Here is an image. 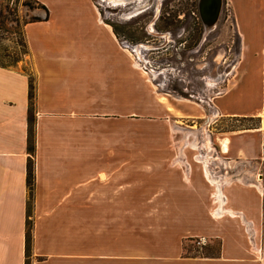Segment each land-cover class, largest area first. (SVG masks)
<instances>
[{
	"label": "crops",
	"instance_id": "1",
	"mask_svg": "<svg viewBox=\"0 0 264 264\" xmlns=\"http://www.w3.org/2000/svg\"><path fill=\"white\" fill-rule=\"evenodd\" d=\"M37 1L34 155L30 77L0 65V264H26L28 218L30 264H264V92L216 96L213 116L161 91L94 0ZM222 117L257 123L198 137ZM191 238L219 256L184 255Z\"/></svg>",
	"mask_w": 264,
	"mask_h": 264
},
{
	"label": "rangeland",
	"instance_id": "2",
	"mask_svg": "<svg viewBox=\"0 0 264 264\" xmlns=\"http://www.w3.org/2000/svg\"><path fill=\"white\" fill-rule=\"evenodd\" d=\"M94 2L121 42L124 38L140 42L132 45V54L164 93L198 102L215 116L209 101L212 104L216 96L228 94L231 100L237 95L242 99L253 95L255 99L264 92L263 56L259 49L264 38V0H224L220 17L209 32L200 16L199 0H124L122 5L110 0ZM143 8L147 10L135 17ZM39 13L44 15L45 11L37 0H0V64L24 71L32 83L34 70L24 26L40 17ZM256 123L252 117H222L207 129L202 121L196 134L208 137L211 145V137L225 138L233 129ZM198 148L203 151L199 144ZM132 212L137 215L139 210Z\"/></svg>",
	"mask_w": 264,
	"mask_h": 264
},
{
	"label": "trees",
	"instance_id": "3",
	"mask_svg": "<svg viewBox=\"0 0 264 264\" xmlns=\"http://www.w3.org/2000/svg\"><path fill=\"white\" fill-rule=\"evenodd\" d=\"M43 7L46 9L47 13L48 9L46 6L43 5ZM35 20H41L40 17L34 18L32 21ZM27 23V22H26ZM112 25V24H111ZM116 34L118 33L116 29L114 28ZM1 65V64H0ZM4 66V65H3ZM28 119H29V135H28V149L29 151L34 155L36 151V131H35V115H34V85L30 79V106H29V111H28ZM244 120L249 119L251 117H242ZM34 161L32 158L29 159L28 161V185L30 188V194L32 193L33 190V183H34ZM32 195V194H31ZM30 212V209H29ZM31 229H32V222L28 218L27 221V240H26V255H27V261L26 264H30V256H31V243H32V234H31ZM196 240L197 239H188L185 240L184 242V255L186 256H219L220 254V241H218L217 246H212L210 248L216 250L217 252H205V253H198V254H191L190 252H197L199 250V246L196 245ZM206 247H204L205 249Z\"/></svg>",
	"mask_w": 264,
	"mask_h": 264
},
{
	"label": "water",
	"instance_id": "4",
	"mask_svg": "<svg viewBox=\"0 0 264 264\" xmlns=\"http://www.w3.org/2000/svg\"><path fill=\"white\" fill-rule=\"evenodd\" d=\"M223 0H200V14L205 24L214 25L219 18Z\"/></svg>",
	"mask_w": 264,
	"mask_h": 264
},
{
	"label": "flooded vegetation",
	"instance_id": "5",
	"mask_svg": "<svg viewBox=\"0 0 264 264\" xmlns=\"http://www.w3.org/2000/svg\"><path fill=\"white\" fill-rule=\"evenodd\" d=\"M223 3H224V0H223ZM223 3H222V7H223ZM199 5H200V0H199ZM145 10H147V9H145V8H143L140 12H138L136 15H135V17H137L141 12H143V11H145ZM221 10H222V8H221ZM199 12H200V9H199ZM221 13V12H220ZM160 15H161V11H160V13H159V15H158V17H160ZM200 16H201V14H200ZM219 17H220V15H219ZM201 19H202V17H201ZM219 19V18H218ZM130 20V19H129ZM202 21H203V19H202ZM204 22V21H203ZM217 23V22H216ZM215 23V24H216ZM205 24V23H204ZM215 24H214V26H215ZM205 26H206V24H205ZM160 34V33H159ZM170 34H171V32H170ZM161 36H164V35H162L161 34ZM125 40V42L127 43V49L132 53V52H135V50H134V47H132V45H137V44H139L140 42H136V43H134V42H132V41H130L129 39H127V38H124ZM148 44V43H147ZM150 45V44H149ZM153 48V47H152ZM151 48V49H152ZM139 56H137L136 58H138Z\"/></svg>",
	"mask_w": 264,
	"mask_h": 264
},
{
	"label": "bare ground",
	"instance_id": "6",
	"mask_svg": "<svg viewBox=\"0 0 264 264\" xmlns=\"http://www.w3.org/2000/svg\"><path fill=\"white\" fill-rule=\"evenodd\" d=\"M110 1H114L117 5H122V4H124V2H121V1H124V0H110ZM125 1H130V0H125ZM252 19H253V17H252ZM214 28V25H208V24H206V32H209L210 30H212ZM212 84H213V82H212ZM222 146H224L223 148H224V150H226L227 149V142H222Z\"/></svg>",
	"mask_w": 264,
	"mask_h": 264
},
{
	"label": "built area",
	"instance_id": "7",
	"mask_svg": "<svg viewBox=\"0 0 264 264\" xmlns=\"http://www.w3.org/2000/svg\"><path fill=\"white\" fill-rule=\"evenodd\" d=\"M121 43H122V46H124L125 48H127V43L125 41H122ZM196 243H197L198 246H201L202 247L203 244L205 243V240L200 239V240H197Z\"/></svg>",
	"mask_w": 264,
	"mask_h": 264
}]
</instances>
